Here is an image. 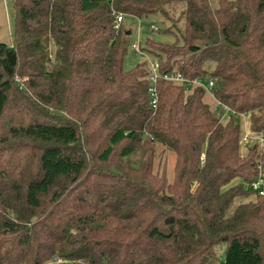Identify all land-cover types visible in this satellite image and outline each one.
Segmentation results:
<instances>
[{
	"label": "trees",
	"instance_id": "1",
	"mask_svg": "<svg viewBox=\"0 0 264 264\" xmlns=\"http://www.w3.org/2000/svg\"><path fill=\"white\" fill-rule=\"evenodd\" d=\"M9 4L0 264H264V194L250 187L264 152L239 154L240 113L264 135V0ZM112 12L168 22L156 31L171 43L137 42L153 83L148 59L122 68L129 31ZM173 72L212 85L162 78Z\"/></svg>",
	"mask_w": 264,
	"mask_h": 264
},
{
	"label": "rangeland",
	"instance_id": "2",
	"mask_svg": "<svg viewBox=\"0 0 264 264\" xmlns=\"http://www.w3.org/2000/svg\"><path fill=\"white\" fill-rule=\"evenodd\" d=\"M10 0H0V41L9 42L10 41V32H11V8L9 4ZM123 15V14H122ZM122 26L129 31L128 34V45L127 51L122 61V68L124 70L130 69L136 63L151 60L150 56L145 55L144 53H136L131 47L132 43L138 42L140 45H143L145 40L148 38L153 41L162 42V43H171L174 38L171 34L160 33L156 31L157 27H164L168 24L166 20H163L160 14L149 15L146 17L135 18L133 16L123 15ZM152 26L154 28H152ZM208 78H205L207 80ZM207 104L214 108L215 104L211 97L207 95L205 97ZM242 130V123H241ZM253 141H249L246 144H239V154L244 155L246 152L247 146H249ZM258 148L264 152V144L259 145ZM162 156V155H161ZM166 160V175L168 178H171L173 157L169 153L164 154ZM160 158V157H159ZM263 171L261 169L262 176H264V165ZM216 259L221 261L223 258V253L225 245L220 243L215 246ZM45 264H54L52 261H48Z\"/></svg>",
	"mask_w": 264,
	"mask_h": 264
},
{
	"label": "built area",
	"instance_id": "3",
	"mask_svg": "<svg viewBox=\"0 0 264 264\" xmlns=\"http://www.w3.org/2000/svg\"><path fill=\"white\" fill-rule=\"evenodd\" d=\"M112 15L114 16L115 24L118 25L122 21V14L121 13H116L112 12ZM152 28H154L152 26ZM132 48L136 53H141L138 49L137 42L133 43ZM149 61V68H150V75H149V81L153 83L155 79L158 77L157 69H158V63L155 59L148 60ZM162 78L168 81H171L173 83H182L186 85L187 87H193V86H198L203 88L206 92L209 91V87L212 85V80L210 79H201V78H193V79H188L182 76L178 72H173L171 74H165L162 75ZM148 92L152 96L151 103L153 104L155 102V96H154V89L153 86H150L148 88ZM215 107L218 109L216 114L218 115L220 112V115L223 116L224 114H233L234 112L230 111L227 107L224 105L219 104L218 102H215ZM246 114L245 113H240L239 117L241 118V123H242V134L240 137V143L246 144L249 141H254L257 143V145H262L264 144V135L258 132H251L248 127H247V122H246ZM259 170V175L256 180H254L251 184L250 187L257 193V194H264V178L261 173V168L260 166H257ZM54 261L59 262L60 260L57 258H53Z\"/></svg>",
	"mask_w": 264,
	"mask_h": 264
}]
</instances>
